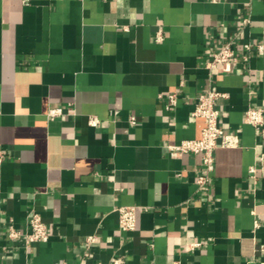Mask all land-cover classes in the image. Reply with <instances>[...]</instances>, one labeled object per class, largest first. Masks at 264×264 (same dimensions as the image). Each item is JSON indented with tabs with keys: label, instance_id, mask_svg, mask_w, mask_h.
I'll return each instance as SVG.
<instances>
[{
	"label": "crops",
	"instance_id": "1",
	"mask_svg": "<svg viewBox=\"0 0 264 264\" xmlns=\"http://www.w3.org/2000/svg\"><path fill=\"white\" fill-rule=\"evenodd\" d=\"M263 30L264 0H0V264H264ZM210 88L237 143L200 188V154L167 146L201 136Z\"/></svg>",
	"mask_w": 264,
	"mask_h": 264
},
{
	"label": "built area",
	"instance_id": "2",
	"mask_svg": "<svg viewBox=\"0 0 264 264\" xmlns=\"http://www.w3.org/2000/svg\"><path fill=\"white\" fill-rule=\"evenodd\" d=\"M246 22L248 20H245ZM264 31V30H263ZM246 49H250V44H245ZM237 56L230 44H223L217 51L211 54L210 60L207 61L206 66L210 70L215 69L219 64L229 63L235 61ZM225 96V93L210 88L206 93L198 97L195 108L192 112L194 117L203 118L205 125L202 128L201 136L199 138L182 140L178 144L168 145V149L172 153H194L200 154L203 165L202 174L198 177L197 183L200 188H204L209 173L214 168V150L218 146L229 147L237 143V137L233 134L226 133L219 124V110L217 108V100ZM168 105L174 107L177 105L178 97L171 93L167 95ZM62 113L61 108H52L48 111V115L56 116ZM264 107L254 108L249 107L244 114V121L251 124L264 138ZM130 121L135 123L136 118L130 117ZM90 123L97 124L95 119L90 120ZM2 155L0 154V160ZM253 170V168H251ZM119 219L118 224L124 231H133L136 226V207L135 206H120L118 207ZM26 239L30 241L45 242L50 235L47 230V225L44 222L39 212L33 210L27 217V233ZM19 236V232L13 227L10 228L9 238ZM260 250L264 253V244L260 245ZM101 264V263H96ZM112 264H122L121 259H116Z\"/></svg>",
	"mask_w": 264,
	"mask_h": 264
}]
</instances>
